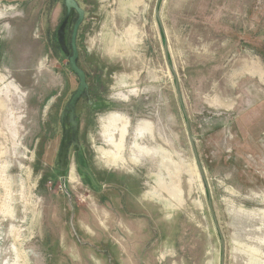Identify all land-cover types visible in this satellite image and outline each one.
<instances>
[{
    "label": "rangeland",
    "instance_id": "obj_1",
    "mask_svg": "<svg viewBox=\"0 0 264 264\" xmlns=\"http://www.w3.org/2000/svg\"><path fill=\"white\" fill-rule=\"evenodd\" d=\"M75 1L88 94L61 176L64 0H0V264H219L186 120L224 264H264V0H161L183 108L156 0Z\"/></svg>",
    "mask_w": 264,
    "mask_h": 264
},
{
    "label": "water",
    "instance_id": "obj_2",
    "mask_svg": "<svg viewBox=\"0 0 264 264\" xmlns=\"http://www.w3.org/2000/svg\"><path fill=\"white\" fill-rule=\"evenodd\" d=\"M160 2H161V0H156V4H155V8H154V15H155L156 21L158 23L160 33H161L162 37L164 38V45H163L164 58L166 60L167 67H168V69L172 75L173 81H174V90H175L178 102L180 103V106H182V108H183L181 94H180V90H179L178 79H177V74H176L175 69L173 68L172 64L170 63V61L168 59L167 46H166V36H165L164 28H163V25H162V22H161V19L159 16ZM63 3H64L63 5L65 8V15H64L63 21L61 22V24H60V26L56 32L57 43H58L59 47L61 48V51L63 52V54L66 55L68 58L69 68H70L71 72L77 77L78 86H77L76 91L72 94L71 98L69 99V101L65 105V107L61 113V116H60V120L62 123L64 122V120L67 121V123L69 125V130H70V137L67 140V142L64 143L63 147L61 148L60 156L58 158L61 176H64V172L66 169L65 159H66L69 148L71 146H74V147L77 146L78 122H77L76 114H75L76 106H77V103L79 102V100L83 96L88 94V84L86 81V75H85L84 71L81 70L78 66V50H77V46H76L77 32H78V29H79L80 25L82 24V21L84 18V10H82L79 7L78 3L75 0H64ZM72 13H76L77 19H76L74 26L72 28L71 38H70V50H69V48L67 47V45L65 43V31H66V27L68 25V22H69V19H70ZM182 113H183L184 117L187 119L186 112L184 111V109H182ZM185 128H186V132H187V138L189 140V143H190V146H191V149H192V152H193L196 164H197V171H198L200 180L202 182L204 192L207 196V205H208V208L210 211L211 218L213 220L214 228H215V230L218 234V237H219V244H220V250H221L219 264H224L225 242L223 240V237H222V234L220 231V227L218 225L217 218H216L215 213L213 211V204H212L209 185L207 183L204 170H203L202 165H201L199 158H198L195 142H194V139L191 135V129H190L188 120H186ZM78 167L80 168L79 163H78ZM84 172L87 173L86 170H84Z\"/></svg>",
    "mask_w": 264,
    "mask_h": 264
},
{
    "label": "crops",
    "instance_id": "obj_3",
    "mask_svg": "<svg viewBox=\"0 0 264 264\" xmlns=\"http://www.w3.org/2000/svg\"><path fill=\"white\" fill-rule=\"evenodd\" d=\"M97 1H98V2H104V1H107V0H97ZM122 2H123L124 4H130V5L132 4V6H133V4L138 3V0H122ZM135 14H136L135 11H129V10L127 11V10H126L124 16H125L126 18H129V17H128L129 15H132V16H133V15H135Z\"/></svg>",
    "mask_w": 264,
    "mask_h": 264
},
{
    "label": "trees",
    "instance_id": "obj_4",
    "mask_svg": "<svg viewBox=\"0 0 264 264\" xmlns=\"http://www.w3.org/2000/svg\"><path fill=\"white\" fill-rule=\"evenodd\" d=\"M70 38H71V34H70ZM67 45H68V48H69V50H70V39H69V43H67ZM58 48H59V50H60V47L58 46ZM87 97V96H86ZM89 101V99L87 100V102ZM76 119H77V117H76ZM77 122H78V119H77Z\"/></svg>",
    "mask_w": 264,
    "mask_h": 264
},
{
    "label": "bare ground",
    "instance_id": "obj_5",
    "mask_svg": "<svg viewBox=\"0 0 264 264\" xmlns=\"http://www.w3.org/2000/svg\"><path fill=\"white\" fill-rule=\"evenodd\" d=\"M118 146H120V147H121V144H119Z\"/></svg>",
    "mask_w": 264,
    "mask_h": 264
}]
</instances>
